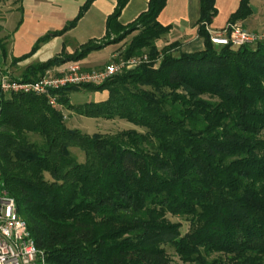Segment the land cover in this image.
I'll return each instance as SVG.
<instances>
[{
	"label": "trees",
	"instance_id": "obj_1",
	"mask_svg": "<svg viewBox=\"0 0 264 264\" xmlns=\"http://www.w3.org/2000/svg\"><path fill=\"white\" fill-rule=\"evenodd\" d=\"M94 1L32 52L73 29ZM128 1L117 0L106 38L132 35L122 58L147 53L161 57L158 68L142 64L100 85L56 93L66 110L125 120L142 131L90 136L68 128L44 96L0 92L2 188L15 198L45 264H172L166 245L184 264H264V44L213 45L206 27L217 15L216 0H200L205 50H158L170 29L158 20L167 0H150L123 26L118 18ZM251 2L241 0L230 22L249 18ZM113 43L89 41L74 55L29 66L21 79L35 81ZM0 46L6 53L3 38ZM81 88L109 95L74 105L70 94Z\"/></svg>",
	"mask_w": 264,
	"mask_h": 264
},
{
	"label": "crops",
	"instance_id": "obj_2",
	"mask_svg": "<svg viewBox=\"0 0 264 264\" xmlns=\"http://www.w3.org/2000/svg\"><path fill=\"white\" fill-rule=\"evenodd\" d=\"M86 1L23 0L20 4L11 7L3 17L0 26V33H5L0 38L4 39L6 47L5 53L0 46V75L22 78L26 69L33 64L45 63L56 56L71 55L77 48L89 41H95L98 44L104 42L107 33V19L114 12L117 0H95L73 29L61 36L51 37L41 43L35 52H32L40 38L62 30L68 22L72 21ZM149 1L129 0L118 22L123 26L134 22L148 10ZM240 2L241 0H216L217 15L212 24L208 25L209 30L217 31L225 28L231 16L238 10ZM256 2L261 4L260 8L254 6ZM263 6V1L252 0L253 14L247 20L241 21L245 28L251 31H264V20L261 19L264 17ZM199 18L200 0H167L158 20L164 27L170 29L166 35L157 40V48L162 50L166 46L174 45L173 53L176 55L205 50V39L199 33ZM207 32L209 33L208 29ZM111 46L114 45H107L97 51L104 52ZM117 50L111 52L107 60L103 62L99 60L86 62L88 56L74 62L85 69L99 68L113 60L117 55ZM20 58L22 59L14 61ZM69 63L72 61L57 67H63ZM108 95L107 91L97 92L94 102L105 101Z\"/></svg>",
	"mask_w": 264,
	"mask_h": 264
},
{
	"label": "built area",
	"instance_id": "obj_3",
	"mask_svg": "<svg viewBox=\"0 0 264 264\" xmlns=\"http://www.w3.org/2000/svg\"><path fill=\"white\" fill-rule=\"evenodd\" d=\"M210 40L216 47H257L264 44V31H251L240 22H229L221 30H209ZM135 59L119 60L95 69H85L72 62L63 67L48 69L35 81H24L9 75H0V92L4 95L34 94L44 96L50 106H63L56 92L67 87L100 85L109 78L136 67ZM0 264H45L41 252L31 236L27 223L18 212L15 198L0 184Z\"/></svg>",
	"mask_w": 264,
	"mask_h": 264
},
{
	"label": "rangeland",
	"instance_id": "obj_4",
	"mask_svg": "<svg viewBox=\"0 0 264 264\" xmlns=\"http://www.w3.org/2000/svg\"><path fill=\"white\" fill-rule=\"evenodd\" d=\"M261 1H263V3H264V0H261ZM254 6L256 8H260L261 4H259V2H256L254 4ZM11 7H13L12 1L0 0V26L2 24L3 17L10 10ZM263 14H264V6H263ZM261 19L264 20V17H262ZM261 19H259V20H261ZM242 21H245V20H242ZM12 22H14V20H12ZM238 22L241 23V21H238ZM254 22L256 23L257 20ZM255 23L253 24L254 26L256 25ZM8 27H10V25ZM3 35H5V33L1 32L0 37H2ZM131 36L132 35L127 37L125 40L117 42L121 37L120 33H115V34L109 35V37L106 38L105 41H109L112 43L117 42V43H113L114 46H111L110 48H108L104 52L93 51V52L89 53L88 57L86 59V62H88L90 60H99L102 62H103V60L106 61L109 54L116 49H118L116 51L117 55L113 58V60L109 61L106 65H108L109 63H112V62L119 61L121 59L126 60V59L122 58V56H123V52L125 51L127 45L129 44ZM95 43H97V42H95ZM79 50H80V48H77V50H75V52L71 55H74ZM129 59H135L137 61L136 67H138L139 65H142V64H147L150 67H152L153 69L158 68L160 61H161V57L157 58L156 60H152L147 53H143L141 55H137V56H134V57L129 58ZM129 59H127V60H129ZM136 67H134V68H136ZM145 88L150 89L149 87H145ZM96 93H97V91H94L92 89H85V88L74 90L70 94V102L74 105H82V104H85L88 102H93L96 100ZM6 96L10 97V95H6ZM205 98L209 99L208 96H205ZM58 109L64 114V118H65V121L67 123L68 128L74 129V130H80L82 133L88 134L90 136H92L94 134H99L100 136H106V135H112V134H115V133H118L121 131H127V130L142 131L141 128H139V127L135 126L134 124H132L128 121H125V120L88 118V117L80 116V115L76 114L74 111L66 110L65 107H63V108L59 107ZM262 136L264 137V131L262 133ZM74 153L77 156V159L79 162H84L85 155L81 150L74 149ZM167 217L172 222H181L183 225L182 226V232L183 233H185L189 230V223H186L181 218L175 217L172 215H168ZM164 247L168 253L169 258L171 259L172 264H184L180 260L179 256L176 254V252L172 246L166 245Z\"/></svg>",
	"mask_w": 264,
	"mask_h": 264
}]
</instances>
